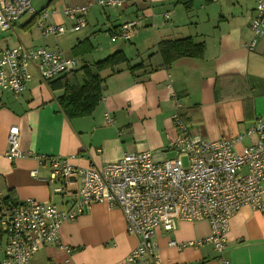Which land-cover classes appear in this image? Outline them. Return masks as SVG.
<instances>
[{
    "label": "crops",
    "instance_id": "obj_1",
    "mask_svg": "<svg viewBox=\"0 0 264 264\" xmlns=\"http://www.w3.org/2000/svg\"><path fill=\"white\" fill-rule=\"evenodd\" d=\"M183 1L125 0L123 7H102L96 0H56L60 9L55 7L57 14L49 19L55 23L65 25L69 20L62 13L64 6L89 3L94 4L85 17L86 26L91 25L88 31L109 36L106 30L110 27L139 21L136 37L128 42L98 43L97 31L76 36L77 41L69 44L71 55L65 54L77 60V68L118 50L132 59L131 65L143 61L144 67L134 74L126 65H121L119 72L102 71L99 104L92 114L72 119L64 115L56 100L61 90L51 91L37 73L22 94L0 91L2 197L11 193L16 201L33 197L61 209L71 206L76 197L53 193L48 183L49 166L39 163L37 154L75 155L70 161L85 167H101L126 152L150 150L157 157L174 156V150L166 149L181 133L172 118L176 100L182 105L179 112L188 130L208 139L234 137L264 118V31L254 37L249 25L258 0H191L190 7ZM95 6L99 8L92 11ZM32 17L23 28L31 24ZM186 36L205 42L204 57H183L167 68L161 67L162 59L156 53L159 40ZM254 38L256 46L249 49ZM55 40L52 47L47 42L43 46L60 48ZM13 125L19 127L23 155L10 160L6 156L7 137ZM253 139L245 137L237 148ZM33 170L36 177L31 175ZM230 219L223 258L229 264H264V212L245 206ZM125 222L119 208L94 203L88 213L62 225L60 239L69 251L46 245L28 264H130L127 257L138 239L127 232ZM209 232L206 221H179L172 232L159 228L154 241L160 264H223L222 255L210 243L183 249L168 244L171 238L179 242L198 240Z\"/></svg>",
    "mask_w": 264,
    "mask_h": 264
},
{
    "label": "built area",
    "instance_id": "obj_2",
    "mask_svg": "<svg viewBox=\"0 0 264 264\" xmlns=\"http://www.w3.org/2000/svg\"><path fill=\"white\" fill-rule=\"evenodd\" d=\"M32 0H0V29H13L20 16L31 13L44 38L65 31L74 32L86 26L89 3L64 6L62 13L72 21L69 27L49 20L55 9L35 11ZM102 7H123L125 0H98ZM250 27L257 37L264 31V0H258ZM167 16V15H166ZM168 17V16H167ZM139 26L138 19L127 21L109 34L112 41H129ZM257 39L248 45L254 49ZM78 66L75 58L60 48L25 47L21 44L0 53V91L22 94L37 73L41 83ZM174 123L181 133L168 143L166 150L175 156H156L150 150L126 152L117 161L101 167L78 166L72 158L60 155H35L39 163L49 166L48 183L60 196H75L70 207L59 208L51 202L28 197L17 203H6L0 194V243L6 242L0 264H28L34 254L46 245L68 249L61 237V227L68 221L88 213L94 203L119 208L125 217L126 230L138 239L127 257L130 264H160L157 243L159 228L172 232L179 221H206L210 232L200 239L179 242L169 239L170 246L198 248L210 243L222 255L226 249L230 218L249 206L264 212V118L257 119L244 133L231 138L208 139L191 133L181 118L182 105L176 100ZM109 122L112 118L106 115ZM19 127L8 133L6 156L21 157ZM245 137H255L237 151ZM185 155L186 164L181 155ZM33 170L31 175L37 176ZM69 251V249H68Z\"/></svg>",
    "mask_w": 264,
    "mask_h": 264
},
{
    "label": "trees",
    "instance_id": "obj_3",
    "mask_svg": "<svg viewBox=\"0 0 264 264\" xmlns=\"http://www.w3.org/2000/svg\"><path fill=\"white\" fill-rule=\"evenodd\" d=\"M190 1L191 0H185L183 2L187 7H190ZM55 2L56 0H49L46 7H43L42 10L51 8L50 6ZM36 18V16H33L31 21L36 22ZM122 25L123 23L112 28L110 27L106 31H108V34H112L118 31ZM75 47L74 49H77V46ZM205 50V42H203V40L195 41L191 36L159 40L156 47V53L159 54L162 59L161 67L165 68L183 57L197 59L203 58ZM131 60L132 59L125 56V53L122 50H118L113 52V54L111 53L104 56V58L95 61L92 65L85 64L71 72L61 74L49 81L47 85L53 92L61 90V92L55 97L61 108L60 110H62L68 119L87 116L92 114L95 110L94 108L97 107L102 99L104 81L102 71L109 69V71H112L113 73L119 72L122 68L121 65H126V68L134 74L135 71L144 67L143 61L131 65ZM181 116L183 118L184 115L181 114ZM183 119L186 123L185 118ZM3 201L12 204L17 203L11 193L4 196ZM1 236L2 231L0 229V238Z\"/></svg>",
    "mask_w": 264,
    "mask_h": 264
},
{
    "label": "rangeland",
    "instance_id": "obj_4",
    "mask_svg": "<svg viewBox=\"0 0 264 264\" xmlns=\"http://www.w3.org/2000/svg\"><path fill=\"white\" fill-rule=\"evenodd\" d=\"M48 1L49 0H32L31 5H32V8L35 11H42L43 7H46V4L48 3ZM96 1H98V0H96ZM57 2L59 3L61 1H57ZM57 2L55 4H53L52 6H50L51 7L50 9H54L55 7L60 9L59 5H61V3L58 4ZM97 6L92 7V11H96L97 8H99ZM31 16H32V14L29 13V12L25 13L22 16H20L18 21H16L17 23L14 25L13 29H11L9 31L8 30L4 31V30L0 29V49L4 50L6 48L17 46L19 44H21V45H23L25 47H29V48H31V47H40V46L43 47L44 43L46 44V42L48 43L47 45L52 47L53 45H55V41H56L55 39H57V41L59 42V46L62 47V50L64 51V53H66L67 55H71V53H70V46L71 45H69V44H71V43L74 44L77 41L76 40V36L84 37V36H87V35H92L94 33V31H97V33L102 32V31H98V30L88 31L91 28V25H90L89 27L88 26H86V28L83 27V28H81L78 31H74V32L65 31L64 34H60L59 36H49L47 38H44L41 35V33H39L40 31H39V29L37 27L36 22H32L26 28L22 27V24L25 21L29 20ZM70 24L71 23L69 22V20H66L65 26L69 27ZM138 31H139V29H137L135 31L134 35H136V33ZM103 33H105V32H103ZM103 33L99 34V37L96 40V42H98V43L101 42V43H105L106 44V43H108V41H111L110 36L105 35ZM135 37L136 36H133L131 40H133ZM121 41L122 40H117V42L116 43L114 42V43L118 44ZM126 42H128V41H126ZM111 43H112V41H111ZM131 46H132V44L129 45V47H131ZM47 48H49V47L47 46ZM97 54H98V52L95 53V55H97ZM102 56L104 57V55H102ZM103 57H99V58H103ZM31 84H33V81H32ZM4 94H8V93L4 92ZM192 130H193V128H192ZM239 150L240 149H237V151L240 153L241 151H239ZM173 154L170 153L169 155H173ZM175 154H176V152H175ZM175 154H174V156H175ZM181 157H183L184 162L186 164V158L187 157L184 154L181 155ZM5 244H6L5 241L0 243V258H2L4 256L3 249H4Z\"/></svg>",
    "mask_w": 264,
    "mask_h": 264
}]
</instances>
